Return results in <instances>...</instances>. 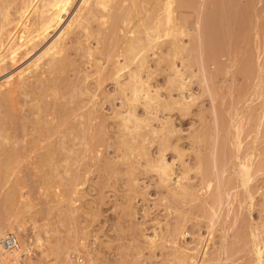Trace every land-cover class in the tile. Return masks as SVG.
<instances>
[{"label":"bare ground","instance_id":"bare-ground-1","mask_svg":"<svg viewBox=\"0 0 264 264\" xmlns=\"http://www.w3.org/2000/svg\"><path fill=\"white\" fill-rule=\"evenodd\" d=\"M75 4H77L75 12L72 11L74 14L63 25L64 27H61L65 12H70ZM205 11L206 0H0V74L7 70L6 66L9 63L18 64L21 59H25L30 53H33V50L37 49L42 42L44 44L53 32L57 33L54 40L41 54L0 82V264H92L93 253L92 247L90 248L88 244V233L86 236L83 235L85 232L79 233L82 229L78 232L71 215L72 211L66 210L64 217L61 216V211L65 202H67L66 206L72 208L76 204V195H80L82 192L77 188L78 180L73 166L78 162L82 163L86 158L89 159V156L91 160L96 161L101 155L99 151H101L107 135V129H105L107 127H104L107 123L106 118L102 117L101 125L99 118V122L95 123L96 127L93 125L91 127L92 121H95L96 117V106L92 104L93 107L91 105L88 107V103H92L91 98L86 100H89L88 102L80 99L82 95L89 92L86 91L87 88L81 87L86 84L85 78L89 79V75L96 74L98 75V86H101V80L105 79H111L110 81L113 80L112 82L116 83L114 85L117 86L118 91H116L120 95L122 108H124L116 109L112 113L115 121L118 120V123L114 121L117 123L116 127L118 126L117 133L119 132L118 139L116 138L117 146L115 145L119 152L117 155L120 154L117 158L126 165V170L118 168L115 170V174H119L121 171L135 174L138 162L134 161L133 156L134 153H139L137 154L140 156L139 158L146 162V171L155 173L159 178L158 186L166 194L162 199L165 205H172L174 200L181 205L196 207L198 211L193 213V216L199 225L203 220L205 221L207 235L196 233L191 243L194 245L193 247L185 245V243V246H182L179 236L186 228L184 222L187 219L185 215L188 214L185 212L184 215L182 212L184 216L181 214V217L186 218L185 220L182 218L184 222L180 221L183 224L178 223L180 225L177 224V228L174 227L176 233L174 229H172L173 231L169 230V232H173L171 237L173 245L170 246L174 251L171 256L173 261L169 260L170 257L168 258L169 264H239V257L253 243L255 245L253 250L259 257L260 264H264V220L259 230H256L258 233L255 231L257 234L252 239L254 234L250 237L241 228L233 232L237 217H232L234 223H230L228 217V213L232 212L233 203L238 201L243 204L247 197L244 193L247 190V176L261 172L264 165L261 162L262 165L256 167L257 165L252 161L261 152L258 153L255 150L249 153L247 145L243 144L247 140L243 141L242 133L245 132L248 125L244 131L237 130L240 131L237 132L236 138L239 137L238 139L234 137V140L239 142L237 143L240 145L238 149L236 148L238 145H234L236 142L233 144L232 138H224L229 132L231 136L233 128H231L230 120L234 116L229 113V108L227 109L228 113L225 110V114L230 116V119L227 120L229 123L226 124L223 106L218 103L215 93L216 88L210 83L213 76L215 81L218 71L214 73L209 70L208 60L211 53L208 54L206 51L208 47L210 48V45H206V39L211 34H209V27L205 24ZM78 29L82 31L80 32ZM77 30L80 32L79 35ZM75 35L78 38H82L83 35L84 39L87 38L86 42L93 39L97 46L92 45V47L87 43L85 45L83 44L84 39L78 38L77 40L81 41L77 43ZM72 39L75 41L72 42ZM70 41L76 44L74 46L77 49L82 50L81 54L84 51L82 58H85L83 55H86L88 60L86 62L94 65L95 70L97 69L95 73L93 70L87 75L82 70L86 73H84L85 77L80 71V67L76 68L77 71L74 69L76 62L71 63L69 60L68 50L70 49L67 44ZM263 47H259V49L264 51ZM100 48L101 50L105 48L106 52L104 53L105 50L100 52ZM259 49H256V54L261 51ZM96 52L105 56L109 62L108 65L117 58L116 62L111 64L112 67L109 66L110 73L108 68L100 63L101 59L96 60ZM262 53L260 54L261 58L256 55L259 57V61L258 58L256 61L255 57L253 59L255 61L252 63L260 62L264 54ZM235 57L229 58L231 61H236L238 57ZM247 59L250 62V59ZM110 61L112 62L110 63ZM244 61L246 62V58ZM244 61L242 69H240L245 73L246 79V77L250 78L249 74L252 71L247 66L251 62L244 64ZM263 62H261L263 65H258V67L260 66L258 69L262 70L260 74L264 70L262 69L264 68L262 67L264 66ZM178 63L181 65L178 66ZM72 65L74 68L71 70L69 67L72 68ZM92 66L90 67L92 68ZM195 67L197 70H194ZM69 69L76 73H73L76 75L74 77L76 80L72 81L67 76ZM104 69H107L108 72L106 70L107 73H105ZM167 71L169 73L166 76L165 87L153 86L152 80L159 74H166ZM65 73L68 81L72 82H68L62 76ZM80 73L81 75H79ZM103 73L105 75H100ZM260 74L258 71V76ZM79 76L83 78H78ZM195 78L201 83L202 92L208 95L211 100L212 144L209 146L208 154H202L199 146L197 149L194 147L195 143H192L193 149L196 148L198 151L194 164L196 166L192 169L183 163L185 152L177 142L180 141V139L178 140L179 136H176L177 144L175 141L172 140L175 144L171 141L174 139L172 136L176 133L178 135L181 130L177 132L178 128L175 129L170 116L164 117L165 120L159 119L158 114L161 110L169 113L176 110L182 115L190 111L196 103L194 102L195 94L193 97L191 96V99L189 96V100L186 95L187 92H190V87L194 84L192 81ZM42 87L46 89L42 90ZM162 89L168 93L163 101L160 93ZM176 91L179 93L177 98L172 94ZM243 97L244 99H242ZM243 97H240L241 100L236 102V106L238 104L235 109L237 113L241 112L240 108L238 109L239 103L241 104L243 101L242 104L246 105L249 101L245 96ZM71 103L75 106L72 107ZM139 107L143 108V116L138 113ZM19 120H21V124ZM245 120L247 122H243V120L242 123L252 121L247 118ZM239 121L241 123L240 119ZM156 122L158 127L154 125ZM97 126H100L99 129ZM249 127L251 128V126ZM93 128V134L90 135ZM103 136L105 137L103 138ZM193 138L200 140L202 137L199 139L198 134H195ZM262 138L264 139V137ZM198 140L193 142L199 144ZM154 143L159 145V154L155 159L150 157L151 153L149 152V146ZM226 146L229 147V150L225 152ZM169 149L177 152V160L182 165V177L179 174L181 178L178 182H174L173 178L176 175V162L170 163L166 159V152ZM224 154L228 157L224 158ZM95 164L97 165V163ZM191 171H195L197 179L198 176L200 177L197 184L195 182H193L195 184H190L188 180L186 181V179L190 181L189 173ZM27 177L35 179L36 192L47 200L46 205H49V207H45L47 209L43 210L40 208L42 206L36 203L37 200L34 199L35 203L32 200L31 190L33 188L27 183ZM233 177H235V182L231 181ZM130 180L126 182L127 187L132 198H135L139 186L134 182L135 180L133 183ZM183 180L187 184L182 183ZM250 181L249 179V183ZM251 194L252 192L249 190V195ZM127 208L128 215L132 216L133 209L130 206ZM56 210H59L57 215L54 214ZM170 210L168 212L171 213L172 210ZM179 213L181 212H178L180 217ZM160 222L155 223H158V226ZM186 222L185 224H188ZM160 225L158 227H161ZM199 225L196 226L199 227ZM219 226H223V230L220 232L221 240L215 242L216 236L214 235ZM159 229L161 230V228ZM159 229L154 230L155 234L157 230L160 231ZM133 231L135 234V227ZM156 235L159 238H147L145 235L144 241L145 247L154 255H156L155 250L162 248L164 244L160 243L163 240L162 235ZM9 236L15 239L16 246L6 247L1 243L4 238ZM139 236L140 234H138ZM220 236L217 239H220ZM218 241L219 244H217ZM135 248L137 249V247ZM138 251L140 254V249ZM169 253H172L171 250ZM73 257H77L76 261L73 260Z\"/></svg>","mask_w":264,"mask_h":264},{"label":"rangeland","instance_id":"rangeland-1","mask_svg":"<svg viewBox=\"0 0 264 264\" xmlns=\"http://www.w3.org/2000/svg\"><path fill=\"white\" fill-rule=\"evenodd\" d=\"M76 6H77V4L74 5V8H72L70 10V12H65L66 15L63 16V14H62L63 22L61 24V27H64L63 25H65L70 20V18L74 14L73 12H75ZM205 20H206L205 24L209 27V34H211V35H208L207 39H206V45H208V46L210 45V48L209 47L207 48V46H206V48H207L206 51L208 54L211 53L209 55L210 58L208 60V65H210L209 70H210V72H214V73L218 71V73H216L217 76H215V81H214V76H213V79L211 80L212 82H210V83L214 88H216L215 93H216V96L218 97V103L222 104V106H223L222 109H223L224 114L226 112L228 113V110H230L229 113L233 114V116H234L233 119H231L232 122L230 120L231 128H233V129H231L232 130L231 136H230V134H229L230 132H229L228 134L230 137L229 136L227 137L228 134H226L224 138H229V139L232 138V140H234V137H235V139H238L239 137L236 138L237 134L242 130L244 131L245 127H247L246 125H248V127L245 129V132L242 133L243 134V141H244V139L247 140V141H244L245 143L243 142V144H244V146L247 145L246 147L249 149V153H252L255 150L258 153H260V152L262 153V155H261V153L258 154V156L256 155L257 157L253 158V161H252V163H255L257 165L256 167H259V165H262V164L264 165V163H263V160H264L263 159L264 158V154H263V152H264V139L262 138V137H264V121H263L264 120V114H263L264 111L262 112V110H264V70H263V73L260 74V72L262 70L258 69L260 67V66L258 67V65L261 64V62H263V60H264V56H263L264 51H262L263 49L262 50L259 49V47L264 46V0H206ZM78 30L80 32L82 31L80 29H78ZM79 31H78V33L76 32L78 35L80 34ZM56 35H57V33L53 32L51 34V36H49V38L44 42V44L42 42V44L39 47H37V49L33 50V53H30L27 57L24 56L25 59H21V61H19L18 64L12 65L11 63H9L7 65L8 67L6 66L7 70L0 74V82H2L9 75H12L13 73L17 72L19 69L25 67L34 58H36L39 54H41L42 51L48 46V44L52 40H54ZM76 35L74 37H76V42L78 43L81 40H77L78 36H76ZM83 35H84V33H83ZM83 35L81 36L82 38H78V39H84ZM217 39H218V41H216ZM71 41L68 42V44H67L68 48L70 49V50H68L70 57L69 56L68 57L70 58L69 60H71L70 61L71 63L72 62H74V63L76 62V63H75V68L73 65H72L73 66L72 68H71V66L69 68L72 70L73 68L76 69V68L80 67L79 68V69H81L80 71L83 74L86 72L88 75L89 72H92L93 70H95L94 69L95 66L94 65L92 66V64L90 65V63L86 62V61H88L86 58V55H83L86 59L82 58V54L84 53V51L81 54L82 50H79V48L77 49V47H75L76 44L72 43L75 40H73L72 42ZM86 41H87V38L83 40V44L87 43V45H89V46H92V45L97 46L96 41L93 39H91V40L89 39L88 42H86ZM210 41H211V43H210ZM93 42H94V44H92ZM95 43H96V45H95ZM77 46H78V44H77ZM215 46H217V47H215ZM81 49H83V48H81ZM92 49H94V48H92ZM256 49L261 50V51H258L259 53L263 52L262 53L263 54L262 55L263 60L260 59V62H257L258 64L252 63L253 61H255V60H253L255 57H256L255 58L256 61H257V58L259 61L258 56H260L261 53L256 54L257 53ZM100 50H101V48H100ZM103 50H105L104 51V53H105L106 52L105 48L102 49L100 52H103ZM209 50H211V52H209ZM68 53H67V55H69ZM211 55L213 56V58ZM256 55H258V56H256ZM99 56H101V57H99ZM232 56L238 57L237 60L231 61ZM95 57L97 58L96 59L97 61H99L101 59L100 63L101 64L103 63L102 66L104 65L106 68H108L109 73L111 72L110 67H112L113 63L116 62V60H117V58H116V60L114 61L113 59H115V58H113L112 60L114 62L111 63L112 61H110V63L112 65L111 64L108 65L109 62L105 58L104 55H101V54L96 52ZM229 57H231V58H229ZM245 58H246V62L244 61ZM247 58L250 59L251 63L248 61ZM260 58H261V56H260ZM243 61H244V64H248L247 62H249L252 66L251 67L250 64L247 65V66H249V68L252 71L249 74L250 78L246 77V79H245V76H244L245 73L243 72V70H241ZM232 62L234 64H236L237 67ZM105 63H106V65H105ZM153 63H152V65H153ZM230 63H232V64L230 65ZM179 64L180 63H178V66H179ZM261 65H263V64H261ZM90 66H92L93 69ZM102 66H101V68L103 70ZM82 67H83V69H82ZM262 67H264V66H262ZM70 69L68 70L69 71L68 75L66 74L67 73L66 72L62 76L67 79V77H65V75H67V76H69L70 80L71 79H72V81L76 80V78L74 79V77L76 76L73 74V73H75L74 70L70 71ZM262 69H264V68H262ZM82 70H84L85 72ZM96 70L93 72L95 73ZM104 70H105V73L108 72L107 69H104ZM106 70H107V72H106ZM194 70H197V68L195 67ZM237 70H238V72H237ZM76 71H77V69H76ZM240 71H242V72H240ZM258 71H259V74L261 76L260 75L258 76ZM168 73H169V71H167L166 74L157 75V77H155V79L152 80L153 86L164 88L165 82L167 80L166 76ZM242 73H244V74L242 75ZM85 74L83 76L86 77ZM79 75H81V73ZM100 75H105V74L103 73ZM234 75H235V77H234ZM89 76H87V77H89V79L85 78V80H87L85 86L81 85V87L87 88L86 91H89L90 94H89V92H87L86 94L82 95L80 97V99L81 100L84 99L86 101L87 99L91 98L90 100L92 103L89 102L90 104L88 103V107L90 105L92 106V104H95L94 106H96L95 107L96 108L95 109L96 110V117L94 118L95 121L94 120L92 121L91 127H92V125H93V127H96L95 123L99 122V118H100L99 124L101 123L102 117L106 118L107 123H106V126H104V127H107V128H105V129H107V131L105 130L107 135L105 134L106 137L103 136V138L105 137V140L103 141L104 147L102 145H101L102 148H101V146L99 147V149L101 148L100 149L101 151H99L97 149L101 153V155L99 154L100 156H98V159L96 161L91 160L90 156H89L88 157L89 159L86 158L85 160L82 161V163L80 162L81 164L78 162L73 166L74 167L73 171L75 172V175L77 176V180H78V182H76L77 188L81 189L82 192L80 195H76V197L74 196L76 198L75 199L76 204H74V206L72 208H74L75 210L72 208H69L68 205L66 206L67 202H65L63 204L64 208L62 207L61 216L62 217L65 216L66 210L72 211L71 215L75 221L74 223H75L76 227L78 228L77 229L78 232L82 229V231H80L79 233L85 232V233H83V235H85V236L88 233V239H89L88 242L89 243L88 242L87 243L89 244L90 248L92 247L91 249H92V253H93L92 254V259H93L92 264H169L170 259L173 261V258L171 256H172V254H174V251L171 247L173 245V243H172L173 241L171 239V237L173 236V232H172L173 230L172 229H174V232H175V230H176L175 228H177V224L180 223V221H182L183 219L185 220L187 218L185 220V222L189 220L188 222H186L188 224H185V222L183 220L184 227H186V228H185V230L182 231L183 233L180 234L179 240H180L182 246H185L186 244H188V245H190V247H193L194 245L191 243L193 241L194 234L201 233L202 235H207L206 234L205 221L203 220V222H201V224L199 225V222H197V220L195 219V216H193L194 215L193 213H195V212L197 213V211H198V208L196 209V207L188 206L185 204L181 205V204L175 202L174 200L173 201L175 203L172 201V205H170L174 209H172L170 206H167L169 204L165 205V203L162 199L166 196V194H165L164 190L159 188L160 186H158L159 185V182H158L159 178L155 175V173H149L146 171V162L144 159L139 158L140 156L137 155L139 153H134V156H133L134 161L138 162V163H136V167L138 165V168L134 172L135 174H127V173H124L123 171H121L119 174H115V170L118 168H119V170L120 169L126 170V165L122 160L117 158L120 155V154L117 155L119 152L116 149V146H117L116 143L118 141V140H116V138L118 139V136H119L118 135L119 132L117 133V130H118L117 127L118 126L116 127L118 120L115 121V118L113 117L114 115L112 113L116 109L121 110L124 108H122V101L120 99L119 93H117V91H118L117 86L114 85L116 83L112 82L113 80L112 81H110L111 79L110 80L105 79L104 81L101 80L102 81L101 82L102 87H101V86L97 85L98 84V75L97 74L92 75V76L89 75ZM78 78L82 79L83 77L79 76ZM247 78H249L250 80ZM67 81H68V79H67ZM72 81H68V82H72ZM79 81H77L78 84H79ZM65 82H66V80H65ZM68 82H66V83H68ZM250 82H251V84H250ZM74 83L76 84V82H74ZM192 84L193 85H191V87H190V92L192 91L191 93H193V94H191L190 92H187L188 94L186 95V97H187V100H189L195 94L194 95V99H195L194 102H196V103L194 104L193 107H191L190 111H188L185 115H182L178 111L176 112V110H174L170 113L161 110V112H159V114H158L159 115L158 117H159V119H165V118H167V116H170L171 118L170 117L169 118L172 121L175 129L178 128L177 132L179 130H181L178 135H176L177 134L176 133L174 136H172V137H174V139H171V141L173 140L176 142L177 141L176 136H179L178 140L180 139V141H177V142H179L178 143L179 146H181V148L185 152V155L183 158V161H184L183 163H184V165L188 166L189 168L192 167V169H194V167L196 166V165L194 166V164L196 162V158H197V154H198V151H196V148L197 149L200 148V151L202 152V154H208V151H209L208 149H210L209 146H211V144H212L211 143L212 142V138H211L212 117L210 114L212 105H211V102H210L211 100H210L209 96L205 95L202 92V85H200L201 83H199V81L196 78L193 79ZM44 89H46V88L42 87V90H44ZM70 89H72V88H70ZM160 93L162 94L161 100L162 101L165 100V96L168 95L167 91L165 92V89H162L160 91ZM172 94L174 95L175 98H177L179 96V93L177 91L173 92ZM262 94H263V96H262ZM92 96H95V97L92 98ZM189 96H190V98H189ZM243 96H245L246 99H248L249 101L246 100L247 101L246 105L242 104L243 101L241 102V104L239 103L238 109L240 108L239 110H241V112L238 111V113H237L236 112L237 110H235V109H237L238 104L236 106V102L237 101L239 102V100H241L239 98L243 97ZM94 98H95V100H94ZM22 99H23V97H22ZM224 99H225V101H224ZM242 99H244V97ZM47 100H50V99H47ZM71 101H73V100H71ZM88 101H86V102H88ZM94 101H95V103H94ZM45 102H47V101H45ZM71 105H72V107L75 106V105L73 106V103H71ZM243 106H245V107H243ZM241 107H243V108H241ZM26 109H27V107H26ZM244 109H246V110H244ZM88 110H89V108H88ZM225 110H226V112H225ZM142 111H143V108L139 107L138 113L140 116H143V114H144V113H142ZM239 112H240V114L241 113L243 114V115L241 114L242 117L239 114ZM227 115L228 114H225L226 124L229 123V121H227V120L230 119L229 118L230 116L228 117ZM249 115H250V118L252 117V119L249 118ZM97 116H98V118H97ZM239 116H240V118H239ZM256 116H257V118H256ZM112 117L114 120L110 119ZM246 118L249 121L250 120H252V121L254 120V121L253 122L248 121L249 123H245V124L242 123L243 120H244L243 122L246 121L245 120ZM31 119H33L32 116H31ZM96 119H98V120H96ZM239 119L241 120V123H239L240 122ZM19 121H20L19 123L21 124V120H19ZM114 121L117 123H114ZM200 121H203V122H200ZM156 123L154 125L158 127V123L157 124ZM201 124H203V125H201ZM240 124L243 125V126L241 125L243 128L241 126H239ZM249 126H251V128ZM99 127L97 129H99ZM236 127L237 128L241 127V128L237 129ZM240 129H242V130H240ZM93 130H94V128L91 129V132ZM237 130H240V131H237ZM95 131H97V130L95 129ZM95 131H94V133H96ZM235 131H236V134H235ZM91 132H90V135L93 134V132L92 133ZM202 132H203V135H201ZM195 134H198L199 139H200V137H202L201 139L202 140L204 139V140L202 141L201 139L198 140L196 138H193V135H195ZM247 134H248V136H247ZM94 135H92V136H94ZM238 136H240V135H238ZM157 138H158V136H157ZM197 140H198V142L200 141L199 144L197 142H193V141H197ZM173 141H172V143H174ZM177 142H176V144H177ZM201 142H202V144H201ZM192 143L193 144L197 143L196 145L194 144V147H196L195 149H193ZM237 143H239L238 140L233 141V144L235 146L238 145L236 147L238 149V147L240 145ZM257 143H259V144H257ZM197 146H199V148ZM200 146L203 148H201ZM229 146H232V145H229ZM149 147H150L149 152L151 153L150 157L153 159L157 158V156L159 154V145L157 143L156 144L154 143ZM226 150H229V147L226 146L225 152H226ZM176 153L177 152L173 149H169L166 152L167 161L170 163L176 162L175 163L176 175L173 177L175 179L174 182H178L180 180V178L182 177V175H181L182 165H181V162L177 160V157H176L177 154ZM174 157H175V159H174ZM227 157L228 156H226V154H224V158H227ZM130 160H132V159H130ZM261 162H262V164H261ZM95 163H97V165ZM129 163H131V162H129ZM190 163H191V165H190ZM78 173H79V176H78ZM190 173H189L190 181H189V179H186V181L188 180V182L190 184L191 183L197 184L198 179H200V177L198 176V179H197L195 171H191ZM179 174L181 175V177ZM252 175H256V176H252ZM250 176L249 177L247 176V181H248L247 182V188H246L247 190L244 192L247 197L244 200V203L241 204L240 202L235 201L233 203V207H232L234 210L231 209L232 212L228 213V217H229V220L231 221L230 223H232L234 221L233 219L235 217H237V219L235 218L236 225L233 224L235 226H233L234 227L233 229L231 228L233 232L235 230L237 231L239 228H241L242 231H244L250 237H251V235L254 234L252 236V239H254L255 234L258 233L257 231L259 230V228H260V226L264 220L263 219L264 218V211H263L264 210L263 209V207H264V167H263V170L261 172H258V173L255 172V173L251 174ZM257 176H259V177H257ZM81 177L83 178L84 182H83ZM134 177L138 179L137 182H136L137 179H135ZM33 179L34 178H32V177L26 178V181H28L27 183H29V185H31V187L33 188V190H31L33 192V193L31 192V194H33L31 198L33 201H34V199L37 200L36 203H38L42 207H40L38 204L37 205L40 208H42L43 210H45V209H47L45 207H47V206L49 207V205H46L47 200L43 197V195L40 196L36 192V190H37L36 185L37 184L35 183V179L34 180ZM249 179L251 181L253 179V181L252 182L250 181V183H249ZM129 180L132 183L134 180H135L134 181L135 183H138V186H139L138 189L139 190L137 192L138 194L137 195L135 194L136 197L134 195L135 198H132V195H131L130 191L128 190L126 182H128ZM184 180L182 181V183L186 182ZM231 181L235 182V177H233ZM193 182H195V183H193ZM64 183H65V181H64ZM185 184H187V183H185ZM136 188H137V186H136ZM249 190H251V192H252L251 195H249ZM247 192H248V194H247ZM41 197H43V198H41ZM34 203H35V201H34ZM128 206H130L131 209H133L132 216L128 215V211H129L127 208ZM167 207L169 208V210L170 209L172 210V211L170 210L171 213L168 212L169 210L167 211ZM175 207L178 208L179 210L178 209H177L178 211L175 210L176 209ZM193 209H195V210L193 211ZM58 211L57 210L54 211V214L57 215ZM178 212H181V213H179L180 217H181V214L183 215V213L185 215V212H187L188 214L185 215L186 218H184L183 217L184 215H183L180 219V217L178 216ZM240 216H241V218H240ZM193 217H194V219H192ZM232 217H234V218H232ZM188 218H190L192 220H190ZM157 221H158V223L161 221L160 224L161 223L162 224L161 225L159 224L161 227H158L159 225L157 226L158 223H155ZM183 222H181V223L183 224ZM196 223H198V224H196ZM180 224H178V225H180ZM196 225H199L200 229ZM134 227L136 229L135 234L137 233L136 234L137 236L134 234V231H133ZM222 227L223 226H219L218 231L215 232V235H214V236H216L215 237L216 239L214 240L215 242L217 240H221L220 232H222V230H223ZM156 228L157 229L161 228V230L159 229L160 231L157 230L158 233L156 231V234L162 235L163 238L162 237L161 238L163 240H161L160 243H164V244H163L162 248H160V249L157 248V250H155L156 255H154L147 247H145L146 243L144 241L146 239L145 235L147 238L148 237L156 238V239L159 238L154 232V230H156ZM224 229H226V228H224ZM84 230H86V231H84ZM169 230H172V231H170L172 233L171 235L169 234L170 233ZM247 230H248V232H247ZM138 234H140L139 237H138ZM218 236H220V239H217ZM134 238H137V239H134ZM165 243L167 244V246ZM184 243H185V245H184ZM90 244H91V246H90ZM217 244H219V241L217 242ZM135 247H137L138 250L140 249V252H141L140 254H139V251ZM144 247L146 248L145 251H144V249H145ZM254 248H255V245L253 243L252 246L249 249H246L244 251V253L239 257L238 262H240L241 264H260L259 257L257 256L256 252L253 250ZM170 250L172 253H169ZM212 251H213V249H212ZM168 254H169V256H168ZM168 258H169V260H168ZM76 259H77V257H75V258L73 257L74 261H76ZM170 263H171V261H170Z\"/></svg>","mask_w":264,"mask_h":264},{"label":"built area","instance_id":"built-area-1","mask_svg":"<svg viewBox=\"0 0 264 264\" xmlns=\"http://www.w3.org/2000/svg\"><path fill=\"white\" fill-rule=\"evenodd\" d=\"M1 243L3 245H5L6 247H10V246H16V241L13 237L9 236L4 238Z\"/></svg>","mask_w":264,"mask_h":264}]
</instances>
